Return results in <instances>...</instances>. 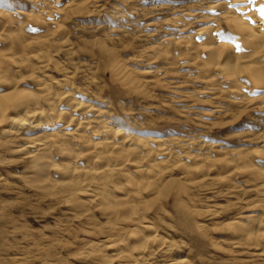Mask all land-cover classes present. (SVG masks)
<instances>
[{
    "label": "rangeland",
    "instance_id": "1",
    "mask_svg": "<svg viewBox=\"0 0 264 264\" xmlns=\"http://www.w3.org/2000/svg\"><path fill=\"white\" fill-rule=\"evenodd\" d=\"M223 1L0 0V12L13 13L17 23L32 22L24 14L35 16L39 10L56 21L40 29L26 23L18 33L0 17L3 40L15 35L0 40V53L18 34L26 43L31 41L20 62L32 54L28 62L33 67L16 65L18 71L9 78L17 82L14 91L34 96L38 83L49 84L43 82L45 77L51 82L66 74L64 90L81 100L77 112L89 111L88 117L97 121L101 118H95L96 112H101L102 119L150 140V148H156L151 140L164 138L173 153L185 151L174 160L178 163L149 179L153 186L148 181L132 190L137 202L132 215L127 205L119 208L85 194L71 195L74 190H62L67 189L61 185L64 180L48 187L32 179L29 164L17 150L42 130L23 125L5 142L11 130L7 119L17 115L7 113L0 122V264H130L131 257L144 258L147 264H264V60L257 54L245 67L213 65L199 29L214 26V39L236 47L229 25L215 18L214 6ZM225 2L233 8L243 0ZM36 38L45 39V50L35 46ZM192 46L194 53L187 55ZM39 52L45 69L38 70L40 59L32 58ZM224 66L233 76L224 73ZM206 78L220 80L210 88ZM6 86H0V94L13 91ZM201 154L212 159L207 167L197 161ZM224 156L246 162L227 164ZM132 157L128 160H135ZM131 165L124 166V172H133ZM140 165L146 167L148 159ZM251 165L259 168L260 180L250 174ZM48 177L58 179L54 171ZM113 180L118 187L112 190L110 185L111 197L119 196V186L125 184L123 178ZM127 216H135V222ZM133 229L137 232H130ZM256 230L260 237L250 240ZM116 232L118 237L126 235V241L121 237L125 245L119 244L129 253L127 263L111 257L114 242L106 240L115 239ZM95 243L105 255L89 251Z\"/></svg>",
    "mask_w": 264,
    "mask_h": 264
},
{
    "label": "bare ground",
    "instance_id": "2",
    "mask_svg": "<svg viewBox=\"0 0 264 264\" xmlns=\"http://www.w3.org/2000/svg\"><path fill=\"white\" fill-rule=\"evenodd\" d=\"M225 1L220 2L218 4L215 3L216 6L214 7L217 8V12H218V14L216 13L217 16L215 18H216V21H223L229 25V27L231 28V30L229 31H232L233 33L236 47L230 43L227 44L226 43L227 40L224 42H221L219 40L214 39L213 38L214 37L213 34L215 33L214 26L199 29V31H203L205 34V37L203 38L204 39L203 45L204 47L206 46L205 47L206 52L210 54L211 57L214 59V64L213 63L212 64L216 65L218 62H220L218 64L221 65L222 63L223 65H226L228 67L229 66L230 67L243 66V65L245 67V65L250 64V62L252 63V60L255 58L257 54L260 56V57L257 56L258 58L264 60V13H262L261 11L262 9H264V0H253V2L251 3H249L248 0H243L242 5L236 6L233 8L230 6L228 2H225ZM230 2L232 3V1ZM24 15L26 19L28 18L32 19V22H26V23L28 24L31 23L30 25L34 24L38 28L39 26L53 25L56 23V21L54 22V19L48 16L46 12L41 13V10H39V12L35 14V16L30 15V13L29 14L25 13ZM0 17H2L3 20L5 19L4 21L6 23L5 24L6 26H9L15 29L18 33H20L23 30V27L26 26V23H23V24L17 23L16 22L17 19L15 15L11 12H7V13L0 12ZM47 17H49L48 19L50 20H48ZM8 34H11V33L9 32ZM14 36H15L14 34L7 35L6 36L7 40L5 38L3 40V38L0 36V40L2 42L5 40L9 41V40H12ZM15 38L16 39L14 41H11V43L9 44L10 46L8 45L9 48L6 51L2 50V51H5L4 53L3 52L0 53V86L1 85L6 86L5 84H7L8 82H11L10 87L13 89V91L16 88L17 82L12 81V80L9 81L10 80L9 78H11L10 74H14L16 71H18V70H15L17 69L16 65L22 64L21 66L19 65L18 69L23 68L25 70L29 68L31 69V67H33L28 62V59H30L28 56H31L32 54L30 55L28 53L27 58H26L27 60L25 59L23 60L22 63L20 62V58L22 59L23 54H24L23 52L27 51V49L29 48V43L31 41L29 43H26L27 40L22 38L21 35L19 36V34ZM37 38H36L37 41H34L37 44L35 46H39L40 51L45 50V46H47L45 45L46 44L45 43L46 41H44L45 39L39 40ZM197 44L198 46L200 45L199 42ZM32 48H36L37 50V47L32 46ZM193 49H194V46L188 48L187 49L188 54L187 53L186 54L189 55L190 53V55H192V53H194V50H195ZM33 50H30V51H33ZM47 50H50V48ZM41 54L39 52V53L34 54V56H32V58L37 59V61L38 59H40L39 62H36L38 63V66H39L38 70L43 69V68L45 69V67H47L46 63L44 64L45 61L43 60L44 54L43 55ZM15 55H17V58L15 57ZM257 60L258 59L256 58V61ZM226 66H224V68H226L224 73L227 71L230 73L231 68L230 69L228 68L229 70H227ZM213 67L215 69V66ZM208 68L209 67H207L206 70ZM216 69H217V66H216ZM221 69L223 70V68ZM212 71L209 70V72H212ZM228 74L227 75L224 74V75L229 77ZM224 75L222 74V77ZM231 76H233V74ZM231 76L228 79H230V81L231 80L233 81L234 78ZM66 77L67 76L65 74L58 80L53 79L54 81H51V82L48 78L45 77V80L43 82L47 81V83L49 82V84H46V83L39 84L38 83L39 89L36 88L38 92H36L37 94L34 93L35 94L34 96H30L29 94L25 95L24 92H23L24 94L22 95L21 94L22 92L18 91V89H16L17 92L10 91V93L5 92V93L0 94V122L4 121L3 118L5 117V115L7 113L9 115L10 114L9 112L11 111L17 115L19 114V116L16 115V117L14 118H10L11 117L10 116L7 119L8 122L6 123H8L9 126H11L10 129L12 131L11 130H9L10 132L7 131V134H5L6 132L5 133L3 132L5 134V142L10 141L12 137L16 136L17 132L21 130L23 125L25 127L27 126L28 128H30L29 126L32 125L31 126L32 128L36 127L37 129H41L42 131L40 133H38L37 135H34V137L28 140L29 142L26 141L27 143L19 147L17 150V152L20 153L24 157L25 162L29 164V170H30L31 176L33 174L32 179H34L37 182L41 181V183L45 182L48 184V187L50 186L53 187V185L59 184L60 181L62 182L63 180L65 181V179H69L68 181H66V183H63L64 182L63 181L61 185L67 188V189L63 188L62 190H65V191L74 190L73 193L70 192V194L72 193L71 195L75 193H78V195L80 194V196L81 194L83 195L85 194L86 196L91 197L92 199L97 200L98 202L106 201L109 204H113L115 206L117 205L119 208L120 206L127 205V208L125 209L126 212L128 211L127 209H129L131 212L133 211V208L134 206H136V203H137V202L135 203V200H134L135 199L134 196L136 195L132 193V190L135 192L136 190L138 191L141 188V187L139 188L140 184L142 185L145 182H146L145 184H147L149 179L152 180L154 179V177L156 176L158 177L161 170H163L164 168L170 165H173L174 163H178V162H175L174 160L175 159L178 160L179 159L178 156L181 155V153L184 154L185 151L182 152L183 151L182 150L181 152L173 153L172 150L168 148L167 140L164 138H157V139L151 140V142L156 145L155 146L156 148H150V146L148 145L150 140H146V139L144 140V138L141 139L140 137L139 138L135 137V135L133 136L132 134L127 133L121 128L116 127L113 123H111V121L109 122L107 121V119L106 120L102 119V116H100L101 112H96L97 115L95 116V118H101V120H98V121L92 118V115L91 117H88L89 111L86 112V111L80 110L79 112H77V110L75 109L79 108L81 100L80 101L78 100V97L76 96L77 94L76 95H74V93L71 94L72 93L70 92L71 90L69 91L64 90L65 88H67L66 85H68L67 83L69 82V81H66L68 78ZM262 78L263 77H261V79ZM123 79H124V76H123ZM254 79L256 80V78ZM206 80L210 81V85H209V81H208V85L210 88H213L214 86L218 85L220 79L218 78L207 79L206 78ZM257 80H258V76H257ZM6 87L10 89V87L8 86ZM234 91H236V89ZM61 105L63 106V109L60 108ZM80 108L82 107L80 106ZM87 109L89 110L90 108H87ZM20 112H23L22 116L20 115ZM90 119L93 121H90ZM147 145L149 146V148L147 147ZM185 145H189V143L187 142ZM128 155L129 156L131 155V157L133 155L135 157L134 158L135 160L130 161L133 157L130 158V160H128ZM208 155L201 154L200 156L196 157L198 163H200V165L204 167H207L208 164H210L212 161V159L210 160V157H208ZM226 156L229 157V155H226ZM224 157H222L223 161L224 163H227V164H230V163L237 164L239 161L244 163V160H245V159H238V156H236L237 157L236 159H227L226 157L225 158ZM194 158L193 160H196V158L195 159ZM146 159H148V165L146 167L141 166L140 164L143 163ZM127 165L133 166L134 171L131 173L124 172L125 171L124 166H127ZM250 167L251 168H249V172L251 175L254 176V180H258V179L260 180L261 178L258 176L262 173L259 172V168H256L255 166L253 167V165H251ZM51 171H54V175L58 177L57 180L51 179L48 177V174ZM182 175L184 176L183 173ZM186 175H187V172H186ZM262 177H264V174ZM114 178L116 179L123 178V182H125V184L123 183L124 185L119 186V192H118L119 196L111 197L107 194L110 191L109 189L112 188L113 190V187L114 189L115 187L116 188L118 187V185L115 186L112 184V182H114L113 180ZM58 180L60 181L58 182ZM152 182L153 181H149L148 183L151 184ZM153 184L154 183H152V186ZM110 185H113V186L111 187ZM258 185L260 186V184ZM260 188L263 191L262 192L260 189V191L262 192L261 194L264 195V184L261 185ZM55 193L58 194L57 192ZM71 195L70 197H72ZM74 198H76V195ZM262 199L259 202H263ZM105 206L106 205H104L103 207ZM134 211H135V208H134ZM133 213L131 212L132 215ZM129 216H130V213H129ZM134 217L127 216L126 219H130V221H133L134 223L135 222ZM235 225H238V224H235ZM134 230L136 231V229H133L130 232L133 233ZM246 230L247 229H245V231ZM258 230H256V233L253 235L254 237L251 236V238L249 237L247 238H249L250 240L252 239L257 240L256 238L258 236L260 237V234H261L257 232ZM120 232H116V236L118 235L117 233H120ZM113 234L109 236V239L113 238L112 237ZM122 236L125 237V241H126V235L124 234ZM121 237L117 236L115 239L109 240V242L108 240H106L107 243L114 242L112 245L110 244L111 246H109L112 248L113 254L112 256L111 255H108V256L117 257L116 259L124 260L125 262L123 263H127V259H128L127 254L129 255V253L126 252L127 250L124 251V249H122L120 244H123L121 242H125V241H123L122 240L123 238ZM261 237L263 238L264 235L262 234ZM119 238H121V240ZM98 244L99 243L92 244L90 246L91 249L89 251L91 252L93 251L94 253L101 251L100 253H102L104 249L101 250L102 246ZM106 247L108 248V246ZM111 248H109V250H111ZM89 251L87 254H89ZM102 254L105 255V253H102ZM104 255L102 257L103 261L104 259H106L104 258L105 257ZM101 256L99 255V257ZM131 258L130 260H131V263L133 264H136V262H138L139 264L140 263L147 264L148 262L144 258H136V259H133V258L131 259Z\"/></svg>",
    "mask_w": 264,
    "mask_h": 264
},
{
    "label": "snow or ice",
    "instance_id": "3",
    "mask_svg": "<svg viewBox=\"0 0 264 264\" xmlns=\"http://www.w3.org/2000/svg\"><path fill=\"white\" fill-rule=\"evenodd\" d=\"M248 2L251 3V2H253V0H248ZM261 11H262V13H264V9H262ZM262 163H264V162H262Z\"/></svg>",
    "mask_w": 264,
    "mask_h": 264
}]
</instances>
